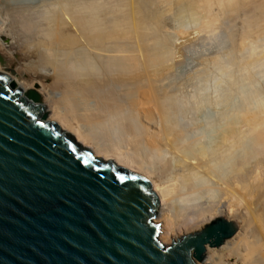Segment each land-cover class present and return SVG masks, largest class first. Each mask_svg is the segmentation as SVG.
Here are the masks:
<instances>
[{"label": "bare ground", "instance_id": "bare-ground-1", "mask_svg": "<svg viewBox=\"0 0 264 264\" xmlns=\"http://www.w3.org/2000/svg\"><path fill=\"white\" fill-rule=\"evenodd\" d=\"M180 1L196 26L179 32L182 47L196 37L233 42L228 20L239 11L248 38V69L235 70L242 81L215 122L197 126L198 139L189 134L196 122L179 119L181 58L163 37L164 16ZM262 20L264 0H0V71L46 98L47 122L148 178L163 242L224 218L234 233L198 264H264V91L247 75L264 63V36L250 35Z\"/></svg>", "mask_w": 264, "mask_h": 264}, {"label": "water", "instance_id": "water-1", "mask_svg": "<svg viewBox=\"0 0 264 264\" xmlns=\"http://www.w3.org/2000/svg\"><path fill=\"white\" fill-rule=\"evenodd\" d=\"M0 74V264H198L234 233L219 218L163 242L148 178L78 146Z\"/></svg>", "mask_w": 264, "mask_h": 264}, {"label": "rangeland", "instance_id": "rangeland-1", "mask_svg": "<svg viewBox=\"0 0 264 264\" xmlns=\"http://www.w3.org/2000/svg\"><path fill=\"white\" fill-rule=\"evenodd\" d=\"M181 3L182 2L180 1L179 3L175 4L176 6H174V8L171 10V12H167L165 14L166 16H164V19H163L164 20L163 37H164L165 45L168 48H170L172 52L174 51L173 55H178L179 56V57L177 56L178 59L181 58V59H179L180 65L179 64L177 65V70H176L177 76H176V80H175V85H176L175 90H176L177 97H178L177 106H178V111H179V113H178L179 119L187 122L190 118H192V121L197 123V124L192 123L190 120L188 122V123L191 122L189 134L192 135L191 137H193V139H198L200 137L199 134L201 133V130L199 128L197 130V126L199 124H203L204 122H206L208 120L210 123L215 122V119L217 116V113H216L217 110H220L222 107H224V105H226L227 101H229L227 98H229L228 94L232 91L233 86H235V84L233 83L234 80L235 79H238V80L242 79L240 77H237V76H239V73H237V71L239 72V70H241V68L246 67L247 59H244L245 58L244 56L246 54L245 53V51H246V49H245L246 45L245 44L247 43L246 39H248V38L247 37L244 38L245 37L244 35H243L244 37L242 36V34H243L242 30L243 29L241 27L243 26V21H242L243 18L241 19V17L243 14L239 11L238 14L234 13V15H229V16H231L230 17L231 19L228 20V22H230V23H232L233 21L235 22L232 24L233 26L236 24V26H234V28L236 27L235 28V30H236L235 35L236 36H234V41L236 43L234 41L233 42L227 41L229 43H227L226 41H221V42H217L215 40L210 41L209 39H206L207 41H205L203 39V37H196L193 41L194 43H191L192 46L190 48L182 47L181 42L183 39L181 40L182 37H180L181 34L179 32L180 31L194 32V31H196V29H195L196 26H195L194 19L190 15L185 16V14L182 13V8H181L182 6H179V5H181ZM239 16H241V17H239ZM233 17H235V18H233ZM262 21H260V23L257 24L259 26H256V27L254 26V28H253L254 30L251 31V32L255 31L254 33L250 32V35L255 36V37H253V36L252 37L254 39L256 38V40H257V38H259V36H261V35H262L261 37L264 36L263 35L264 34V20H262ZM260 24H262V25H260ZM219 30H220V33L223 31L225 33V28L222 29L223 31L221 29H219ZM219 30H218V32H219ZM240 32H241V34H240ZM194 34H195V36H197L196 33H194ZM199 38H202V39L199 40ZM249 38H250V36H249ZM243 39H244V41L245 40L246 41L242 42ZM243 43H245V44H243ZM191 44H189V45H191ZM180 46H181V48H180ZM262 48L264 49V47H262ZM258 50L260 52L261 48ZM233 51L235 53H238V54H235ZM176 52H177V54H175ZM239 55H241V56L239 57ZM232 57H235L236 59L235 58L233 59ZM260 57L261 56H259L257 58H260ZM4 58H5V61L2 60L3 64H5V66H7L6 65L8 62L7 58L6 57H4ZM238 59L240 61H238ZM230 61L235 63L234 65L231 64L232 68L230 67V63H229ZM239 62H241V63H239ZM262 64L263 65L260 64L258 67H256V69L250 67V70H248L247 75H250V77H248V78L251 81L254 82L256 80V84L259 82L260 87H259V84H257L258 89L259 90L261 89L264 91V88H263L264 87V63H262ZM240 65H243V66H240ZM246 68L248 69V67H246ZM235 70H237V71H235ZM6 71H8V70L6 69ZM0 72H2V71H0ZM4 72H2V73H4ZM9 74H12L10 76L14 78V76H15L14 72L13 73L9 72ZM250 80L246 79L245 80L246 82L245 81L244 82L248 83V84H245V85H249L250 83H253ZM241 81L242 80H240V82ZM253 84H255V83H253ZM253 84H251V85H253ZM256 84H255V86H256ZM19 86L23 90H28V89L24 88L23 86H21L20 84H19ZM263 95H264V92H263ZM48 108H49V106L47 103V106H46L47 113H48ZM48 119L50 120L49 113H48ZM206 119H208V120H206ZM192 124L193 125L195 124V125L193 126ZM208 127H207V129H208ZM63 131H65L71 137H73L75 142L80 147L89 148L93 152V145L92 144H88V146L81 144L80 142L76 141V138L74 136H72V134L70 132H68L66 130H63ZM194 136H195V138H194ZM100 158H102V157H100ZM105 161H107V160H105ZM158 208H159V206H158ZM158 208H157L156 213L159 212ZM205 225H203L199 229L190 231L188 233L197 232V231L201 230L202 228H204ZM181 236H183V235H180L178 237H181Z\"/></svg>", "mask_w": 264, "mask_h": 264}, {"label": "snow or ice", "instance_id": "snow-or-ice-1", "mask_svg": "<svg viewBox=\"0 0 264 264\" xmlns=\"http://www.w3.org/2000/svg\"><path fill=\"white\" fill-rule=\"evenodd\" d=\"M2 79H4V77H3L2 74H0V80H2ZM72 150L75 151V148L73 147ZM82 162H83L84 164H90V161H89V160H83ZM119 179H120L121 181H123V180H124V177H123V176H120ZM133 179H135V177H133Z\"/></svg>", "mask_w": 264, "mask_h": 264}]
</instances>
